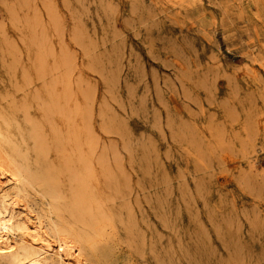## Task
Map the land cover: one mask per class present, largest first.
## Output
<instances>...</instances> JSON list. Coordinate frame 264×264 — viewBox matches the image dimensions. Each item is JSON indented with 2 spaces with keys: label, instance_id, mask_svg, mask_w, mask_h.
<instances>
[{
  "label": "rangeland",
  "instance_id": "374dc122",
  "mask_svg": "<svg viewBox=\"0 0 264 264\" xmlns=\"http://www.w3.org/2000/svg\"><path fill=\"white\" fill-rule=\"evenodd\" d=\"M0 110L84 264H264V0H0Z\"/></svg>",
  "mask_w": 264,
  "mask_h": 264
},
{
  "label": "bare ground",
  "instance_id": "6f19581e",
  "mask_svg": "<svg viewBox=\"0 0 264 264\" xmlns=\"http://www.w3.org/2000/svg\"><path fill=\"white\" fill-rule=\"evenodd\" d=\"M58 74V73H57ZM46 87V86H45ZM63 88V87H62ZM59 89V88H58ZM47 90V89H46ZM56 90V89H55ZM49 92V91H48ZM53 92V91H52ZM61 92V91H60ZM64 92V91H63ZM54 94V93H53ZM52 94V95H53ZM62 95H66L63 93ZM55 96V95H54ZM53 96V97H54ZM57 96V95H56ZM38 97V96H37ZM48 97V96H46ZM58 97V96H57ZM60 97V96H59ZM52 98V97H50ZM62 100H67V98ZM57 101L63 103L64 101L62 100ZM49 100V99H48ZM53 100V98H52ZM56 101V99H54ZM40 103V102H39ZM68 103V101H67ZM50 104V103H49ZM31 105V104H30ZM29 105V106H30ZM40 105V104H39ZM51 105V104H50ZM63 105V104H62ZM52 106V105H51ZM61 106V105H59ZM67 106V105H65ZM28 107V106H27ZM34 107V106H33ZM42 107V106H41ZM46 107V106H45ZM44 107V108H45ZM14 108V107H13ZM12 108V109H13ZM55 108V106H54ZM54 108H52L54 110ZM60 108V107H59ZM58 108V109H59ZM63 108V107H62ZM2 109V108H1ZM11 109V108H10ZM15 109V108H14ZM30 109V108H29ZM42 109V108H41ZM49 109V108H48ZM56 108V110H58ZM67 109V108H66ZM65 109V110H66ZM1 111V110H0ZM27 111V110H26ZM11 112V111H9ZM8 112V113H9ZM31 112V111H30ZM46 112V111H44ZM63 112V111H62ZM19 113V111H18ZM48 111L46 112L45 115L48 116ZM51 113V112H50ZM16 114V112H15ZM41 114V113H40ZM56 114V113H55ZM9 115V114H8ZM3 116V115H1ZM25 116V115H24ZM46 116V117H47ZM54 116V115H53ZM4 117V116H3ZM45 117V116H44ZM2 118V117H1ZM26 118V117H25ZM39 118V117H38ZM6 119V118H5ZM9 119V118H8ZM13 119V118H12ZM11 119V120H12ZM23 119V118H22ZM3 120V119H2ZM9 120V121H11ZM16 120V119H15ZM7 121V120H6ZM5 121V122H6ZM14 121V120H13ZM24 121V120H23ZM8 122V121H7ZM31 122V121H30ZM42 122V121H41ZM10 122H8L9 124ZM14 123V122H13ZM27 124V122H24ZM17 124V122H16ZM42 124V123H41ZM31 125V124H30ZM34 127V126H33ZM41 127V126H39ZM18 128V125L17 127ZM11 129V128H10ZM32 129V128H31ZM43 130V128H42ZM24 131V129H23ZM32 131V130H31ZM16 132V131H15ZM36 132V131H35ZM42 132V131H41ZM45 132V131H44ZM57 133V132H56ZM18 134V133H17ZM59 134V133H58ZM16 135V134H15ZM30 135V134H29ZM10 136L11 133L8 130V125L5 124L3 121L0 119V181L2 184H7L12 181H18L19 185L23 184V182L30 184L29 180L25 177L24 172H23V167L21 163L17 160H14L13 158L10 157V155L7 153V151L4 149V144L7 142H10ZM15 137V136H14ZM28 137V136H27ZM54 137H57L55 134ZM19 138V137H18ZM21 138V137H20ZM32 138V137H31ZM34 139V137H33ZM42 139V138H41ZM40 139V140H41ZM12 140V139H11ZM20 140V139H19ZM47 140V139H46ZM23 141V140H22ZM32 141V140H31ZM38 141V140H37ZM36 141V142H37ZM43 141V140H42ZM35 142V144H37ZM52 142V141H51ZM59 142V141H58ZM62 142V141H61ZM19 143V142H18ZM33 143V142H31ZM30 144V143H29ZM33 144L34 146H36ZM24 145V144H22ZM32 146V147H34ZM48 144H46V147ZM37 147V146H36ZM45 150L47 148L44 147ZM51 149V148H50ZM27 150V149H26ZM33 150V149H32ZM37 150L40 151V149L37 148ZM37 150H35L37 152ZM34 151V150H33ZM34 151V152H35ZM44 152V151H43ZM29 153V152H28ZM39 153V152H38ZM36 153V154H38ZM32 154V153H31ZM35 154V153H34ZM39 157V155H38ZM46 157V156H45ZM37 159V158H36ZM69 160H67L66 163H68ZM48 162H46L47 164ZM65 163V164H66ZM41 164V163H40ZM45 164V165H46ZM62 164V163H61ZM63 164V165H65ZM70 164V163H68ZM67 164L69 170L70 166ZM74 164V163H73ZM72 164V165H73ZM50 166V165H49ZM51 167V166H50ZM66 167V165H65ZM77 167V166H76ZM47 168V166L45 167ZM53 168V167H52ZM48 169V168H47ZM59 169V167H58ZM57 169V170H58ZM75 169V168H74ZM73 169V170H74ZM56 170V171H57ZM68 170V171H69ZM46 171V170H45ZM65 172V171H64ZM67 172V171H66ZM70 173V172H69ZM75 172L72 174L70 173V176H74ZM30 174V173H29ZM34 174V173H33ZM41 174V172H40ZM49 174V173H48ZM57 174V173H56ZM67 174V173H65ZM60 175V174H59ZM68 175V174H67ZM59 177V176H57ZM79 177V175H78ZM60 178V177H59ZM76 181V176L74 177ZM73 178V179H74ZM78 180V179H77ZM74 181V180H73ZM85 182V181H84ZM48 183V182H47ZM11 184V183H10ZM79 184V183H77ZM81 184V183H80ZM8 185V184H7ZM14 185V184H13ZM18 185V186H19ZM6 186V185H5ZM55 186V185H54ZM17 187V185H16ZM20 187V186H19ZM22 187H20L21 189ZM14 189V188H13ZM33 189V188H32ZM58 190V189H57ZM17 191V190H15ZM23 191V189H22ZM54 191V190H53ZM22 192L20 191L19 194ZM8 194V193H7ZM17 194V193H16ZM58 194V193H57ZM86 194V193H85ZM18 195V194H17ZM20 196V195H19ZM58 196V195H57ZM82 196V195H81ZM8 197V196H7ZM5 195L0 196V255H9L12 254L13 252V247L19 243L20 241V236H19V230L20 228L15 225L16 219L15 216H9L8 214V208L13 210H18V214L16 215L18 220H20L24 224V229L25 233H29L30 236V242L27 243L28 245H22L18 247V249H26L27 253L25 254V257L23 259H20L17 261V264H50L49 261L47 260V256H52L55 258L56 264H84V260L80 257V255L73 250L69 248V246L62 242L57 235H53L52 238H49L48 236V231L45 229L44 223L41 218L39 217H33L31 215L32 211L31 209L26 205V204H20L17 202L12 203L13 205H10L11 203L7 202ZM15 197V196H14ZM18 197V196H17ZM53 197V196H52ZM83 197V196H82ZM10 198V197H9ZM19 198V197H18ZM11 199V198H10ZM22 200V197H21ZM24 201V199H23ZM26 202V200H25ZM28 204V202H27ZM77 209V208H76ZM80 209V207H79ZM81 210V209H80ZM82 212V211H81ZM78 212V213H81ZM34 213V212H33ZM35 215V214H34ZM36 219V220H35ZM43 219V218H42ZM47 232H46V231ZM21 243V242H20ZM14 250V251H16ZM49 259V258H48ZM51 259V258H50ZM54 262V261H53Z\"/></svg>",
  "mask_w": 264,
  "mask_h": 264
}]
</instances>
